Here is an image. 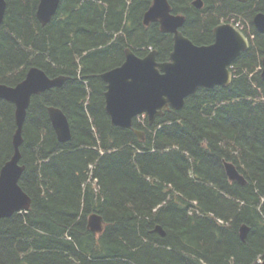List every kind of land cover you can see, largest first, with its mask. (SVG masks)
<instances>
[{
	"label": "trees",
	"instance_id": "16d2710c",
	"mask_svg": "<svg viewBox=\"0 0 264 264\" xmlns=\"http://www.w3.org/2000/svg\"><path fill=\"white\" fill-rule=\"evenodd\" d=\"M153 1L61 0L42 26L40 0H6L0 85L15 87L33 67L69 79L32 97L20 147V186L32 205L0 219V264H256L264 256V34L252 24L264 0H201V9L168 0L196 45L212 44L234 15L250 20L256 39L234 61L229 86L199 89L153 124L114 127L101 75L128 49L141 58L156 51L160 63L173 51V35L144 24ZM50 107L68 117L69 142L58 141ZM16 129L15 106L0 99V171ZM226 162L246 184L228 179ZM95 214L101 234L88 228Z\"/></svg>",
	"mask_w": 264,
	"mask_h": 264
},
{
	"label": "water",
	"instance_id": "95a60500",
	"mask_svg": "<svg viewBox=\"0 0 264 264\" xmlns=\"http://www.w3.org/2000/svg\"><path fill=\"white\" fill-rule=\"evenodd\" d=\"M246 2L247 0H238ZM61 0H40L36 17L46 26L55 16ZM194 5L201 9V0ZM7 9L6 0H0V27L4 22ZM183 15H175L168 0H154L144 15L146 26L158 23L161 31L173 35V51L168 61H157V52L138 57L130 49L126 50L123 64L101 75L106 84L105 109L114 127L131 130L136 118L145 115L150 124L170 109L181 110L190 96L199 89L227 87L233 80L229 67L244 52L250 49L247 37L231 24L219 25L214 30V42L210 45H196L186 37L181 29L185 25ZM256 30L264 34V13L253 18ZM264 76V72H263ZM68 77L49 78L36 67L29 69L25 79L15 87L0 85V99L15 106L16 132L13 137L14 154L0 171V219L9 218L17 213L27 212L32 199L20 186L25 170L21 165L20 147L23 144V128L27 110L33 96L53 88H61ZM48 114L57 139L61 143L71 140L72 133L68 117L55 107L48 108ZM140 140L143 133L135 131ZM225 172L230 181L244 185L246 180L232 163H225ZM88 228L102 233L104 220L92 215ZM157 232L164 236L161 227ZM248 228H241V238L245 240ZM264 264V262L262 263Z\"/></svg>",
	"mask_w": 264,
	"mask_h": 264
},
{
	"label": "flooded vegetation",
	"instance_id": "af4514ba",
	"mask_svg": "<svg viewBox=\"0 0 264 264\" xmlns=\"http://www.w3.org/2000/svg\"><path fill=\"white\" fill-rule=\"evenodd\" d=\"M232 17L233 16H231L230 18H228V19H225L224 21L225 22H229L231 19H232ZM236 17H238L237 15H236ZM249 21V24H250V20H248ZM252 24H253V18H252ZM252 24H250V26L252 25ZM253 26H254V24H253ZM252 27V26H251ZM255 27V26H254ZM183 28V27H182ZM252 29V28H251ZM256 29V28H255ZM255 39H256V35H255Z\"/></svg>",
	"mask_w": 264,
	"mask_h": 264
},
{
	"label": "bare ground",
	"instance_id": "6f19581e",
	"mask_svg": "<svg viewBox=\"0 0 264 264\" xmlns=\"http://www.w3.org/2000/svg\"><path fill=\"white\" fill-rule=\"evenodd\" d=\"M93 178V177H92ZM92 182V181H91ZM97 183V182H96ZM94 188H95V186H94Z\"/></svg>",
	"mask_w": 264,
	"mask_h": 264
}]
</instances>
